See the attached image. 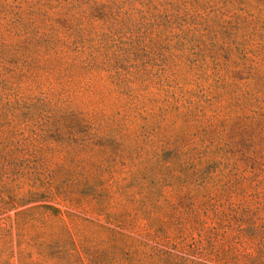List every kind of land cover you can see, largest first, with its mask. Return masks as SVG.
I'll use <instances>...</instances> for the list:
<instances>
[{
  "label": "rangeland",
  "instance_id": "obj_1",
  "mask_svg": "<svg viewBox=\"0 0 264 264\" xmlns=\"http://www.w3.org/2000/svg\"><path fill=\"white\" fill-rule=\"evenodd\" d=\"M151 1L144 7L160 15L158 30L188 32L187 58L167 63V72L144 80L147 88L132 95L119 92L104 71L85 89L55 77L35 80L13 72L10 88L4 90L13 93L12 108H0V137L9 134L23 141L17 155L27 162L29 177L20 178L25 189L36 174L51 181L50 189L57 193L52 202L75 237H95L99 247H110V263L248 261L256 244L251 237H237L239 221L226 223L220 236L204 237L200 229L211 231L213 220L201 212L207 225L199 226L191 219L192 200L179 203L178 196L208 191L224 201L221 208L241 202L254 210L244 213L264 223V0ZM34 2L39 1L0 0V41L17 38L16 10L24 23L39 18ZM176 146L190 156V165L178 169L191 184H174ZM9 149L0 142L1 151ZM198 165L199 178L191 179ZM88 177L99 181L94 188L86 187ZM104 187L112 195L109 211H134L144 229H122L97 212L96 193H91H103ZM160 187L176 206L154 209L157 223L150 228L139 199ZM8 214L14 217L13 211ZM118 232L133 240H112L123 237Z\"/></svg>",
  "mask_w": 264,
  "mask_h": 264
},
{
  "label": "trees",
  "instance_id": "obj_2",
  "mask_svg": "<svg viewBox=\"0 0 264 264\" xmlns=\"http://www.w3.org/2000/svg\"><path fill=\"white\" fill-rule=\"evenodd\" d=\"M38 1L40 3L34 2L33 11H40L39 18L27 19L24 23L25 17L16 10L12 22L18 26L15 30L17 38L0 41V108H12L13 93H4V90L10 88L13 72L15 76L35 80L55 77L62 83L85 89L92 86L100 71H104L115 80L119 92L132 95L147 88L148 83H142L144 80L167 72V63L190 55L188 32L165 34L158 30L162 24L160 15L151 7H144L151 0ZM17 4L14 8H18ZM122 12H129L128 16L120 17ZM0 123H3L2 119ZM0 142L3 146L10 145L8 151L0 150V264H122L110 263L113 258L109 253L111 248L99 247L95 237H75L62 218L60 207L52 202L57 193H52L51 181H44L36 174L33 183L25 189L26 183L20 178L29 177L25 170L27 162L25 157L17 155L18 149L24 146L23 141L6 134L0 137ZM173 151L171 164L175 168L190 165V156L185 155L187 152L181 147L176 146ZM20 164L24 167H19ZM179 169L172 173L174 184L187 180ZM201 171L198 165L189 177L198 179ZM87 179L86 187L94 188L99 182L95 178ZM186 182L191 184L190 180ZM103 189V193L92 189L91 195L96 193L97 212H104L109 222L122 229L137 232L144 229V225L135 220L134 211H109L112 195L105 187ZM159 189L139 199L148 212L150 222L147 227L150 228L157 223L154 209H160L164 204L176 206L169 195L161 187ZM214 197L208 191H189L179 195L178 201L192 200L191 219L198 220L199 226L205 227L207 219L213 220L211 231L200 229L204 237L220 236L226 223L239 221L237 237H251L256 245L250 260L243 262L236 258L234 264H264V223L259 222L258 216L253 219L244 213L246 208L248 212L254 210L244 207L241 202H231L225 209V205L223 208L220 205L224 201H217L218 195ZM10 211L14 212V217L8 214ZM201 212L207 219L201 217ZM119 234L123 237L111 239L133 240L131 235ZM146 234L156 235L155 232ZM128 248L117 246L115 249L134 252Z\"/></svg>",
  "mask_w": 264,
  "mask_h": 264
}]
</instances>
